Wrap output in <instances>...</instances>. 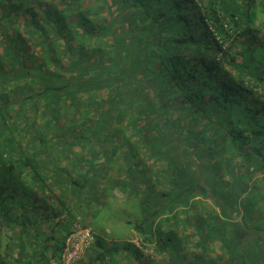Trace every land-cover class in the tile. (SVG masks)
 <instances>
[{"label":"trees","instance_id":"obj_1","mask_svg":"<svg viewBox=\"0 0 264 264\" xmlns=\"http://www.w3.org/2000/svg\"><path fill=\"white\" fill-rule=\"evenodd\" d=\"M39 86L66 107L107 90L101 109L87 100L88 132L120 108L141 140L125 157L138 166L127 185L149 195L130 222L140 246L97 236L91 263L264 264V0H0V98ZM9 112L0 106V226L23 173L6 161L23 123ZM150 164L157 177L144 180Z\"/></svg>","mask_w":264,"mask_h":264},{"label":"crops","instance_id":"obj_2","mask_svg":"<svg viewBox=\"0 0 264 264\" xmlns=\"http://www.w3.org/2000/svg\"><path fill=\"white\" fill-rule=\"evenodd\" d=\"M33 89L37 94L42 92L40 86ZM30 90L13 96V99L0 98V106L5 105V112L10 111L7 115L12 118L21 111L23 122L19 132L6 133L19 142L6 161L13 166L22 164L23 173L17 175L13 186L8 189L13 197L7 200L9 212L5 224L0 226V257H6L8 262L22 260L27 264H46L61 254L65 236L75 221L92 228L93 221H99L100 230L98 233L93 230L106 241L99 233L104 235V230L114 224L110 206L117 211V206L128 203L127 209L134 207L135 210L136 200L149 195L127 185L132 182L133 173H129L125 158L123 161L125 150L114 153L112 159L115 162H112L108 150L92 139L95 134L84 131L81 137L86 140L80 144L70 137L72 134L57 133V123H52L53 102L50 97L45 94L29 97L32 88ZM20 104L23 105L21 109ZM4 149L8 147L4 145ZM17 153L23 154L24 160L16 162L15 159L20 158ZM143 158H147L146 153ZM153 164L149 165L153 173L144 175V180L157 177ZM146 183L155 192L152 183ZM131 221L125 219L123 223L128 227ZM132 232L134 230L130 227L125 233L128 236ZM5 253L11 256H3ZM90 255L88 253L81 264H96L95 261L91 263ZM117 258L119 264H135L125 253H120Z\"/></svg>","mask_w":264,"mask_h":264},{"label":"rangeland","instance_id":"obj_3","mask_svg":"<svg viewBox=\"0 0 264 264\" xmlns=\"http://www.w3.org/2000/svg\"><path fill=\"white\" fill-rule=\"evenodd\" d=\"M41 44L37 45V47L36 45H33L35 46V49H36L35 51L37 52L38 62L43 60L41 55L42 56L49 55L43 52ZM30 54H33V52L29 49V51L26 52V55H30ZM38 68H40L41 72L43 69H45L43 65H41ZM86 89H89V88L86 87ZM119 92L121 93V95L127 96V92L124 90V88H122V90H119ZM95 94L96 95H94L93 97H90L88 93L86 94V90L85 92H83L82 94L83 99L86 102L85 107H84L83 102H81L78 106L74 105L73 107H70V106L66 107L65 103H62V102L58 103L57 99H55L54 97H51L53 101H55L53 102L55 104L54 108H51L52 109L51 114H52V120H53L52 123L53 124L54 122L57 123V133L67 132L68 134H72L70 136L72 139L79 140L80 139L79 137L83 135L84 131H89L91 130V128H93V121L91 120L93 116L88 112L87 104L89 102L94 103L92 98H96V97H97L96 102L98 105H100V109L104 105V101L105 103L107 101V103L110 104L109 103L110 92H107V90H100V92H96ZM107 108H109V106ZM119 111H121L120 108L112 107V112H116V114H119ZM116 114L115 115L108 114L107 120H105L104 124L100 126V131H99L100 133H98V131H95L97 132V134H95V136L92 137V139L95 142L97 141L100 142L101 145H103L108 150L109 158L111 159L112 162H115L112 158H113L114 153H116L117 151H120L122 153L125 150V156H123V161L125 157L126 159L128 157L130 158V154L126 153L128 148L134 147L133 142H135L136 139L138 140L136 142L137 145H138V142L141 141L139 136H135L134 130L128 127L134 124L135 120H129V117L127 116H123V119L121 120L119 119V117L116 116ZM102 118H106V116L103 114ZM110 119L113 122V125L109 127L107 125L111 122ZM81 138L85 139V137H81ZM142 148L145 150V145H143ZM149 160L150 159H147V161ZM126 162L128 163L127 164L128 167L129 165L138 167L137 163L135 164L132 160H128ZM133 173H135V171H133ZM251 201H252L251 203H253V201H256V200H251ZM255 203H257L258 207L260 208V210L257 211V214H258L257 216L259 217L264 208V204L263 202H260V201H256ZM126 204L128 205V203ZM139 204H141V199L136 200L135 210H133L134 209L133 207L131 208L132 211L127 209V205L117 206V211L113 210V208L110 206V209L113 215L111 219L113 220L114 224L112 227H109V230H104L105 236L99 233L100 235H102V237L107 239L106 240L107 243H114V242H119V241H124V240L131 241L129 239L130 235L127 236V234L125 233L126 229L130 228V226L127 227L126 225H124L123 221L125 219L127 220L131 219L132 221H138V220L143 219L142 216H143L144 208L141 207ZM92 225L95 231L98 233V231L100 230L99 221L96 222L94 220Z\"/></svg>","mask_w":264,"mask_h":264},{"label":"built area","instance_id":"obj_4","mask_svg":"<svg viewBox=\"0 0 264 264\" xmlns=\"http://www.w3.org/2000/svg\"><path fill=\"white\" fill-rule=\"evenodd\" d=\"M96 238L97 235L89 224L75 221L70 232L65 236L61 254L51 258L48 264H81L93 248ZM131 241L140 246L137 238Z\"/></svg>","mask_w":264,"mask_h":264}]
</instances>
